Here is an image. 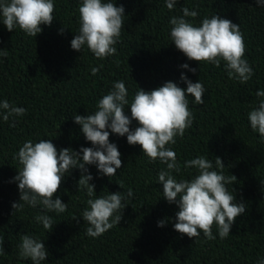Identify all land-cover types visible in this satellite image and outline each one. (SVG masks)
I'll return each instance as SVG.
<instances>
[{"label": "trees", "instance_id": "1", "mask_svg": "<svg viewBox=\"0 0 264 264\" xmlns=\"http://www.w3.org/2000/svg\"><path fill=\"white\" fill-rule=\"evenodd\" d=\"M81 2L54 0L53 23L42 25L37 37L18 27L9 32L0 20V49L7 52L0 56V101L27 109L21 117L0 119V264H32L18 255L21 236L26 234L45 243L48 257L41 264H258L264 260V142L248 120L259 100L256 92L264 90V7L255 0H177L169 10L165 0H116L125 8L124 26L114 45L117 53L99 59L87 47L81 52L71 48ZM182 7L199 12L198 17L188 18L196 25L216 14L239 25L246 44L244 58L254 71L246 84L229 79L224 62L219 68L199 65L175 48L169 39V21L182 15ZM184 63L197 72L181 68ZM93 67L99 68L96 75L91 73ZM182 73L203 83L204 103L196 105L194 97H188L192 126L167 147L177 153L181 165L199 156L215 165L220 157L223 174L237 178L226 187L246 211L237 217L227 238L221 239L215 226L214 240L202 232L189 238L175 231L179 209L163 198V185L158 183V172L166 165L150 161L139 145H130L126 136L114 133L109 139L122 160L116 175L103 176L95 165L87 167L96 198L132 189L133 196L123 201L127 207L116 213L122 215L120 224L98 238L86 235L82 212L89 197L86 190L78 189V168L63 178L56 194L67 210L47 213L54 222L50 232L35 220L41 206L25 204L15 212L12 204L20 202V192L14 178L21 166L14 155L24 142L51 139L58 150L92 147L74 116L93 114L114 82H125L131 101L139 87L147 91L172 81L186 89ZM125 110L130 116V107ZM137 126L133 121L130 127ZM173 175L177 180L191 179L195 169L182 167ZM161 220L166 221L164 227L158 226Z\"/></svg>", "mask_w": 264, "mask_h": 264}, {"label": "clouds", "instance_id": "2", "mask_svg": "<svg viewBox=\"0 0 264 264\" xmlns=\"http://www.w3.org/2000/svg\"><path fill=\"white\" fill-rule=\"evenodd\" d=\"M255 2L264 7V0ZM176 3L177 0H165L169 10H173ZM54 11V0H0V20L7 30L12 32L18 27L30 37H37L43 31L42 25H52ZM78 11L79 29L71 40V48L81 52L87 47L99 59L115 55L117 49L114 45L124 26L125 8L117 6L116 0H82ZM181 12L182 15L173 16L169 21V39L175 48L199 65L207 63L219 68L224 62L229 79L246 84L254 71L244 58L246 44L239 25L217 14L210 18L205 16L196 25L188 18L198 17V11L182 7ZM60 31L63 34L64 29ZM6 55L7 52L0 49V56ZM181 68L193 74L197 72L188 63L182 64ZM98 72L99 68L91 69L92 75ZM180 79L187 85L186 89L172 81L147 91L139 87L131 101L125 82H114L111 91L97 102L93 114L74 116L75 123L81 126L82 134L92 147H81L79 151L71 148L58 150L51 139L24 142L14 155L21 166L14 178L20 192V202L12 204L15 212L22 210L25 204L33 208L41 206L42 212L35 216V220L50 232L54 222L47 213L60 214L67 210V204L56 194L63 178L78 168L81 170L78 189L86 190L89 197L88 207L82 212L88 225L86 235L98 238L120 224L122 215L116 213L127 207L123 201L133 196L132 189L129 188L126 194L116 192L96 198L95 185L90 183L93 176L87 167L95 165L103 176L116 175L117 169L122 167V160L117 145L109 139L114 133L126 136L130 145H139L150 161L159 160L166 165L158 172V183L163 185V198L179 209L175 216V231L189 238H198L202 232L206 239L214 240L216 236L212 229L215 226L219 237L227 238L237 217L246 211L245 204L237 202L236 196L226 187L237 178L223 174L225 165L220 157H216L215 165L204 156L186 160L181 165L177 153L167 147L175 145L176 138H183L192 126L194 116L188 97H194L196 105L204 103L206 89L203 83L193 82L184 73ZM256 96L259 100L257 106L248 112V120L251 129L258 132L264 142V90L257 91ZM126 106L130 107V116L126 114ZM26 111L7 100L0 101V119L5 122L25 115ZM133 121L138 124L134 129L130 127ZM10 126L14 127L15 122ZM182 167L195 169V175L191 179L177 180L173 173H181ZM165 223L161 220L158 226L164 227ZM18 255L30 259L32 264H41L47 260L48 251L43 241L26 234L21 236ZM258 264H264V260Z\"/></svg>", "mask_w": 264, "mask_h": 264}]
</instances>
